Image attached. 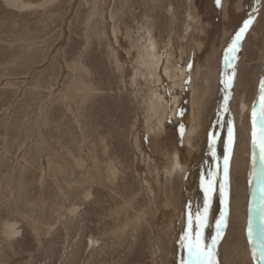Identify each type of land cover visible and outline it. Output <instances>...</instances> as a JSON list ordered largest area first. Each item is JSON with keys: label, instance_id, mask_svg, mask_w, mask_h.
<instances>
[{"label": "rangeland", "instance_id": "rangeland-1", "mask_svg": "<svg viewBox=\"0 0 264 264\" xmlns=\"http://www.w3.org/2000/svg\"><path fill=\"white\" fill-rule=\"evenodd\" d=\"M262 90L264 0H0V264H188L202 177L218 264H257Z\"/></svg>", "mask_w": 264, "mask_h": 264}, {"label": "snow or ice", "instance_id": "snow-or-ice-1", "mask_svg": "<svg viewBox=\"0 0 264 264\" xmlns=\"http://www.w3.org/2000/svg\"><path fill=\"white\" fill-rule=\"evenodd\" d=\"M216 3L219 5L220 0H216ZM253 20L249 18L243 22L242 27L235 34V38L232 40L231 45L227 50V55L225 59L232 63V61L236 58V53L239 51L240 42L244 38L246 31L250 28ZM235 77V71L233 70L230 76H227L224 80V84L226 88H230L233 84ZM229 97H225V111L228 110L227 103ZM252 119V143L257 144L260 149V159L261 162L264 163V90L259 98V105L257 107H253L251 112ZM183 131V129H181ZM233 140V129L229 128V144L231 145ZM216 143L215 135L212 136V145L214 146ZM212 155H215V151H213ZM224 174L225 180H227L228 175V158L225 157L224 164ZM212 177H215V173H211ZM202 186L205 190L206 200L204 204L203 211L196 210L194 213L190 212L188 216V228L189 234H186L185 240L187 241L186 247L189 253V261L188 264H218V260L216 257V250L218 246L219 239L222 238V233L224 228L226 227V213L221 214L220 220L216 222V232L217 235L212 237L211 243H205L203 239V229L207 226V216L209 211V202L211 198V194L214 191V179H210L204 184V178H201ZM262 193H264V187L261 189ZM194 219L196 222L195 235L193 236L192 229ZM252 233L249 231V236L251 237ZM255 242V241H254ZM259 246L253 250V256L257 261V264H264V233L261 234V238L258 242Z\"/></svg>", "mask_w": 264, "mask_h": 264}, {"label": "bare ground", "instance_id": "bare-ground-1", "mask_svg": "<svg viewBox=\"0 0 264 264\" xmlns=\"http://www.w3.org/2000/svg\"><path fill=\"white\" fill-rule=\"evenodd\" d=\"M243 5H244V7H246L247 9H249L251 12H253L254 10H255V4L252 2V3H249V2H244L243 3ZM252 6H253V8H252ZM251 14H253V13H251ZM227 50H228V48H227ZM227 50L225 51V57H226V55H227ZM227 61V60H226ZM232 69V67H231V64H229L228 65V67H225V69H224V79H223V83H224V80L226 79V77L227 76H230V74H232V72H233V70H231ZM176 98V97H175ZM177 100H175V102H176ZM176 104H177V102H176ZM170 105V104H169ZM174 106V105H173ZM172 106V107H173ZM159 107H161V106H159ZM173 108H175V107H173ZM172 108V109H173ZM161 109H163V107L161 108ZM174 110V109H173ZM164 111V110H163ZM175 113H176V111H174ZM230 146V145H229ZM226 156H229L230 154H229V147H228V144H226ZM228 158V157H227ZM225 164V163H224ZM213 167V166H212ZM211 169V168H210ZM206 199V198H205ZM204 203V202H203ZM264 226V225H263ZM204 230V229H203ZM204 232L206 233V231L204 230ZM205 235V234H204ZM207 235H205V237H206Z\"/></svg>", "mask_w": 264, "mask_h": 264}]
</instances>
